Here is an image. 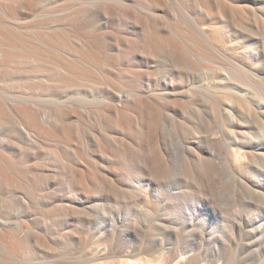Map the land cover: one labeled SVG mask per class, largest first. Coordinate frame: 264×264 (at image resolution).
Listing matches in <instances>:
<instances>
[{
	"label": "bare ground",
	"instance_id": "bare-ground-1",
	"mask_svg": "<svg viewBox=\"0 0 264 264\" xmlns=\"http://www.w3.org/2000/svg\"><path fill=\"white\" fill-rule=\"evenodd\" d=\"M259 78L264 0H0V264L189 263L182 231L138 218L206 206L215 153L190 147V109L199 146L226 118L229 162L264 163Z\"/></svg>",
	"mask_w": 264,
	"mask_h": 264
},
{
	"label": "rangeland",
	"instance_id": "rangeland-1",
	"mask_svg": "<svg viewBox=\"0 0 264 264\" xmlns=\"http://www.w3.org/2000/svg\"><path fill=\"white\" fill-rule=\"evenodd\" d=\"M201 63L211 70L215 79L220 76L219 68L211 66L208 61L201 60ZM251 85V87L247 86L251 90L261 89L264 86V78H259L256 84L251 83ZM197 92L202 96L203 102H213L209 92L201 88L197 89ZM225 94V98L235 99L232 91L227 90ZM206 118L210 117L207 115ZM224 120L225 123H216L210 118V129L213 136H221L222 141L204 143L199 146L191 131L196 127L198 129L202 118L190 109V147L193 148L194 154L204 152L212 156L215 153V162H211L210 172L216 182L208 192L209 199L204 203L206 206L199 211L200 216L196 211V205L190 203V210L181 221L158 220L155 222L144 215L139 216L138 221L143 229L152 230L154 228L166 234L172 230L182 231L181 238L173 239L171 245L178 249L186 246L190 248L192 259L186 264H264V163L251 162L244 170L237 168L235 162H229L232 146L228 137L231 128L227 119ZM194 157L190 154V174L192 172L197 174L196 169L200 170L202 164L197 162V159L193 162ZM187 177L184 174L182 162H175L168 186H163L162 197L168 198L169 189L173 191L177 183ZM254 203L258 206H253ZM206 217H209L208 223L204 222ZM104 261L108 264H121L114 257ZM158 261L159 256L154 258V264H159ZM165 264L182 263L179 257L175 256Z\"/></svg>",
	"mask_w": 264,
	"mask_h": 264
}]
</instances>
